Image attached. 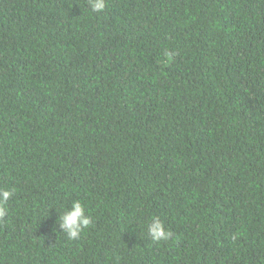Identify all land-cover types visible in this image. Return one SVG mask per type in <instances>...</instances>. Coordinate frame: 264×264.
Instances as JSON below:
<instances>
[{"label":"trees","instance_id":"16d2710c","mask_svg":"<svg viewBox=\"0 0 264 264\" xmlns=\"http://www.w3.org/2000/svg\"><path fill=\"white\" fill-rule=\"evenodd\" d=\"M0 189V264H264V0H0Z\"/></svg>","mask_w":264,"mask_h":264},{"label":"clouds","instance_id":"9594fccd","mask_svg":"<svg viewBox=\"0 0 264 264\" xmlns=\"http://www.w3.org/2000/svg\"><path fill=\"white\" fill-rule=\"evenodd\" d=\"M91 11L102 12L106 8V0H89ZM13 190L0 189V203L8 201L14 194ZM4 215V209L0 208V216ZM58 228L70 241H77L81 238L84 231L93 224V218L88 214L84 203L79 199L73 200L62 214H59L56 221ZM147 233L154 242L167 241L172 237L164 222L155 218L147 225Z\"/></svg>","mask_w":264,"mask_h":264}]
</instances>
